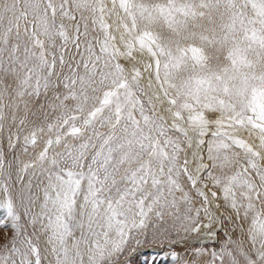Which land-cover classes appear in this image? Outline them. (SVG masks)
I'll list each match as a JSON object with an SVG mask.
<instances>
[{"label": "snow or ice", "instance_id": "6c2138e0", "mask_svg": "<svg viewBox=\"0 0 264 264\" xmlns=\"http://www.w3.org/2000/svg\"><path fill=\"white\" fill-rule=\"evenodd\" d=\"M0 196V264H264V0H0Z\"/></svg>", "mask_w": 264, "mask_h": 264}, {"label": "rangeland", "instance_id": "374dc122", "mask_svg": "<svg viewBox=\"0 0 264 264\" xmlns=\"http://www.w3.org/2000/svg\"><path fill=\"white\" fill-rule=\"evenodd\" d=\"M37 151H39V148H37ZM6 199V196H0V222L8 220L7 210L4 207ZM5 235H10V233L6 234L3 228H0V237ZM0 246H3V240H0ZM175 251L183 255V249L177 248ZM172 252L173 250L166 244L150 241L142 243L138 248L132 246V250L127 253L125 259L128 261V264H176Z\"/></svg>", "mask_w": 264, "mask_h": 264}]
</instances>
